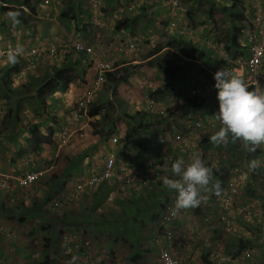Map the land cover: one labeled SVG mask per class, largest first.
Listing matches in <instances>:
<instances>
[{
	"label": "rangeland",
	"instance_id": "obj_1",
	"mask_svg": "<svg viewBox=\"0 0 264 264\" xmlns=\"http://www.w3.org/2000/svg\"><path fill=\"white\" fill-rule=\"evenodd\" d=\"M260 2L261 7H264V0ZM117 3L120 7L125 5L130 6V3H136L133 6L134 13L131 15L132 17L130 19L131 28L123 31L117 30L113 24L110 25L109 21H107L109 28L105 27L100 31V34L102 35L104 44H106L105 48L111 47L112 50L113 48L115 49V51L113 50L114 56L111 55V61L114 64L119 62H129V64L122 67L121 78L123 81L120 82L119 85L108 81L102 87L97 98V105L103 110V115H100V121H98L95 126L104 127L102 123H105L111 119V117L115 118L118 113L122 114L120 118L124 122L123 125H128L130 132L134 133L136 137L135 138L133 134L128 135L132 138L131 141L136 142V147L134 144L130 143L126 145V152L129 153L128 156H135L134 152H138L136 149L137 139L139 140V133L144 127L148 128L145 130L146 132H144V137L151 136L155 140L170 122L174 123L179 131H183L186 122L193 117V115L188 117V114L182 112L183 98L202 101V110L205 113V119H207L204 123L209 124V128H211L212 131L208 132L207 128L203 126L202 131H204V136L201 139L202 142H207L202 144L201 147L207 148V150L211 151L212 155H218L225 161H228V153L233 154L234 161L231 166L237 167V171L235 172L242 178L240 181L242 185H239L240 192H238L237 196L233 197V207L231 210L229 209V212L225 211L226 217H224L223 220L219 219V207L214 210V217L218 219L217 221H214V219L207 215L206 208L202 210L200 206L177 209L174 207V204V206L172 205L173 208L171 207L169 210L171 216L169 221H166L165 216L162 215L163 210L161 211L157 208L156 211L153 210L151 214L154 220L151 222L150 226L141 224L143 229L141 230L139 228L140 231L145 233L148 227L151 233L156 232V229H162V234L167 236L165 230L168 228V232H170L172 236L170 240H174L175 242L173 249H168L165 242L160 243L163 246L159 247L158 255L153 256L152 264H164V262L165 264H181L182 258L187 264H204L203 257H209L210 260H214L217 264H231L233 259L231 260L230 258H224L223 261L218 262L220 259L219 256H221L220 254H224V252L225 254L229 252L230 254L240 253L239 256L234 259L238 264H264V183L262 182L261 175H259L262 171H258L251 176L247 165L244 163L241 164L243 158H246L247 153L251 152L244 146L242 147L241 143L237 144L242 147V149L239 150L235 147L236 141L233 142L230 138L227 143L220 145H214L208 140V137L221 127L219 124L220 121L215 115L218 111L219 104L216 96L217 90L213 87L215 83L213 74L217 70L226 67L225 59L227 57L236 65L246 56V53L232 42V35L236 30L240 34L237 39L238 44H245L246 32H241L242 29L238 27L240 23L235 22L234 25L237 28L233 29L232 21L224 14L216 12L211 17L208 16L210 9L213 8L217 10L218 8L230 4V1L180 0L179 5L173 8L169 7L168 9L153 3V0H118ZM17 10L18 8H12L10 13L13 14V12ZM10 13L5 11L1 31L7 28L6 25L8 22L13 23V16L16 18V14L9 15ZM23 13L24 16H26V10ZM33 15V12L29 14L32 18L34 17ZM35 19L37 18L35 17L33 20ZM172 21H175L178 25V33L176 34L171 30V28H173ZM47 22L48 21L44 20V22H42L43 25L41 24L42 31H39V33H42L41 38L44 42L41 43V45L39 44V47L46 46L50 43L62 44L64 40L70 38L71 32L67 27L62 26L61 23L57 21L53 22L51 25ZM112 27L114 29H112ZM181 27L187 32L186 34H183ZM96 31L97 30L92 29V32L89 34H95ZM128 32H130L131 36H127ZM6 36L10 41L13 40V45H11L12 43L7 45L9 48H14L17 45L21 46V41L26 40L22 34L15 36L10 35L8 32ZM174 36L180 41H191L202 49L203 52L207 54L206 59L208 63L187 59L182 54L169 48L168 46L172 45L171 38ZM15 37H18L17 41ZM128 42H132L133 47L127 46ZM32 45L33 40L29 46ZM23 46L28 47L27 44ZM122 48H124L123 51ZM161 49L164 52L163 55L152 57L153 59L150 58L151 60L147 59L153 53ZM169 51L174 52V54L169 53V57L173 60L174 65L182 67L176 77L167 75L157 70L155 67L156 62ZM236 52L239 55H237V58H234ZM241 52H244V55L241 56ZM135 60L144 61H142L140 65L136 62L135 64L131 63ZM65 61H67L66 68L72 67V70L75 72H82V70L77 69L75 63L74 65L76 67L68 62V59ZM153 61L154 66H152ZM23 65L25 64H21L20 67L22 68ZM5 68L4 71L8 75V80L12 81L13 86L20 88L23 78H18L14 63H8ZM230 71L232 72L231 69ZM26 72H28V75L32 74L36 78H41L42 63L40 61H35ZM129 76H131V81L128 79ZM134 76H136V79ZM75 77V75L71 76V78ZM81 78L86 82L89 79V82H91L93 73L87 76H78L73 79L72 83H74V85H70L71 90L68 92V97L65 95L66 93L62 92V90H65V87L60 84L59 88H56L57 92L51 97L49 96L46 100L47 103L41 101L40 97L46 92L47 87L52 88L47 85V80H45L44 84L35 90V93L30 94V96L28 94L25 95L24 99H26V101L23 103L24 107L21 112L23 116L19 118V120L17 119L18 116L16 112H13L10 118L6 117L9 105L5 100L0 98V172L7 175L10 174L13 177H20L28 170H38L44 173L41 180L37 183V186L27 191L20 189L16 183L10 189H6L3 192L0 191V205L5 201V204L13 211L12 215L7 214L5 211V217H3L5 220L0 223V235L2 233L5 234V236H2L3 244L5 245V264L6 262L10 264L9 259L12 260L14 258L9 248L15 247L16 244H21L20 254L18 256L19 264H41L43 261L42 258L48 253L44 247L43 238L51 235L52 231L42 229V222L44 221L40 218L32 217L35 215L33 211H37V207L33 205V202L42 201V199L48 195H56L51 201H48L44 205V209L46 208L45 210H47L51 216L55 214L59 215L64 212L68 213V205L70 203L65 202V196L69 191H65L64 188L66 187L67 177H69L71 171L70 165L76 162V156L82 152L78 150H69V159L65 148L66 146L59 147V137L64 132L61 123L60 126L56 125L57 116L54 123L56 127L54 128L53 126L55 135L52 137V142H41L39 147L33 148L34 143L29 144L28 141H26L27 138H32L33 136L26 132V130L37 123L41 127V135L44 134L43 136L45 137L50 136V127L41 123L42 116L45 120L49 115L39 112L41 114L39 120L36 112H38L41 107V109L44 108L46 112L55 116L57 111L54 102H56L55 100L58 96L71 99V104L82 101L84 99L83 96L86 94L85 89L88 82L83 83ZM30 81H33L31 77ZM1 83L2 80L0 79V92H2L3 88ZM151 94H153L152 96L159 100L161 104L170 107L167 109L168 120L153 115L145 116V119L142 120H146V122L142 124L138 122L134 127L127 124L131 121L129 118H126V116H130L131 114L136 115V112L141 110L142 106L144 107L146 103L144 98L146 99L147 96L149 97ZM122 99H127V102L121 101ZM130 99H132L131 102ZM117 101H120L121 106L117 104ZM71 104L69 106H71ZM139 115H136V118H138ZM65 118H67L66 112L63 113L62 119ZM210 124H212L211 127ZM14 126H16V128H13ZM116 126L117 125H115V128ZM59 127L62 129H59ZM12 129L15 131H12ZM99 131H103V136H105L106 133H110L112 136V129L110 128H101ZM147 133L149 135H147ZM15 134L17 135L15 136ZM155 140L152 139L151 143L148 142L146 144V146H150L147 152L149 156H151L152 148L156 144ZM65 164L68 170L67 173L64 171L66 174L63 175L62 171ZM229 178L226 179L225 182L228 181ZM38 194H40V196ZM11 198L13 200H11ZM56 203L61 204L57 209L59 213H56ZM244 207L253 208L254 210L259 209L260 212L258 216L256 214L252 221L249 222L239 214V210ZM69 209H72V206H70ZM148 210L150 212V209ZM21 213L31 214L29 217H25L27 221L24 223L19 221V216H24ZM258 218L262 220V222H259ZM230 219L235 222V231L233 229L228 231L224 229L225 222ZM155 220L156 223H154ZM164 222L168 224L166 228L163 225ZM63 226L62 228L65 230L66 228ZM130 226L134 227L133 224ZM63 232L61 234H63ZM66 232L68 236L71 233L69 230H66ZM58 237L55 251V258L57 261L55 264H75L71 256L65 252L66 243L64 242V236L62 237V235H59ZM241 237L246 238L249 244L247 247L237 251L238 248H240L239 241ZM83 239L81 238V240ZM81 240L79 248L82 250L84 249V242ZM74 242H76V240H74ZM235 245L237 248H235ZM126 248L127 250L125 248L120 250L121 254L119 256H113V259L121 257L120 263H117V261L113 259L111 262L115 264H130L132 253L129 254V252L135 251L136 249L132 247ZM144 249L146 252L148 251L147 248ZM166 250L171 251L167 252ZM107 253H109V251H107L106 254Z\"/></svg>",
	"mask_w": 264,
	"mask_h": 264
},
{
	"label": "clouds",
	"instance_id": "obj_2",
	"mask_svg": "<svg viewBox=\"0 0 264 264\" xmlns=\"http://www.w3.org/2000/svg\"><path fill=\"white\" fill-rule=\"evenodd\" d=\"M117 1L118 0L115 1L113 0H51L50 4H46L45 0L42 1L41 0H0V79L2 80L1 83V86H3L2 91H4V82L7 81L11 89V92H9L10 95L15 96L17 98H25V95L27 94L30 96V94L35 93V90L38 89L42 84H44L45 80H47V84L50 81L55 80L58 71L65 69L72 70V67H68V68L65 67L67 63V61H65L66 59H68V62H70L73 66H75L74 65L75 63L77 65L78 70H82L81 73L80 71L75 72L74 70H72L74 74L77 75V77L78 76L80 77L82 75L86 76V74L93 73L92 81L89 82L88 85L86 86L85 89L86 94L83 96L84 99L82 101L72 103L71 106H69L67 109L66 121L60 122L62 124L63 129L61 127H59V129L61 128L64 133L59 137V147H63L69 144L74 139L75 136L84 137L85 130H88V128L86 126L83 128V121L88 120L89 123L88 127L90 128L92 127L93 132L95 134H98L103 139V141L100 144H98V146L99 145L104 146L105 148L104 151L106 152V155L104 157L103 165L99 167L100 169L93 168L92 170H96V171H94L89 177H85L82 180L78 181L73 187L72 191H76L77 193H81V191L84 189H92L94 191L95 190L99 191L101 186L108 185L110 182H113L115 191L119 193L123 188L134 187L136 189H144V192L147 195V196L144 195L142 199V201H144L143 207L146 208L145 211H143L145 216L150 215L153 218L151 213L153 212V210L156 211L157 208L158 210L161 211L163 210L162 215H164L166 218L168 215H170L167 207L168 206L172 207V205L174 206L175 204L174 207H176L177 209H187L191 207L200 206L202 210L203 208H206L207 215H211V216H215L214 210L219 207L218 209L220 212L219 219L223 220L224 217H226L225 211L229 212L230 207H233V203H234L233 197L237 196L238 192H240L239 185H241L240 181L242 178L241 176L237 175L235 172L237 171V167H232L231 165L229 167L216 165L218 168H224L225 170L224 172H226L224 175L222 174L221 176H218L217 171H215L214 165H212L213 163L210 162V158L211 157L220 158V157L218 155L216 156L212 155L210 150L201 147L202 144L207 142V141L202 142L201 139L204 136V131H202L203 126L207 128L208 132L212 131V129L209 128V124L204 123V121H207V119H205L206 116L204 111L202 110V105H203L202 101H198L199 106L197 107L198 109L196 111L192 113L189 112L187 113L188 117L192 115L193 117L186 122V126L183 131H179L176 125L170 122V124L165 126L163 132H161L158 135L157 139L155 140L151 136L144 137L145 134L144 132H146L145 130L148 129L144 127L142 131L139 133L140 134L139 140L137 139L138 142L136 149L138 150V152L134 153L135 156L133 155L128 156L129 153L126 152V145L132 143L136 147V142L131 141L132 138L129 137L128 135L124 137H119L116 134L118 123L123 122L122 119L120 118L122 114L118 113L117 116H115V118L111 117V119H109L105 123H102L104 127L95 126V124L98 121H100V115H103L102 109L99 110L98 115H95L94 117L89 116L90 106L94 104L97 105V98L101 92L102 87L106 82L110 81L108 80V73L113 72L114 70L118 71V81L116 82V85L117 84L119 85L120 82L123 81V79L121 78L122 67L129 64V62H123V63L119 62L117 64H114L111 61V55L114 56L115 49L113 48L114 50L113 51L111 47L105 48L106 44H104L102 35L100 34V31H102L105 27L107 28L109 24L110 25L113 24L115 29H117V25L119 24V22H122L124 20L126 21L124 22V24H127L128 27H124L123 29H121V31L129 30L131 28L130 19L132 17L131 15L134 13L133 6L136 3H130V6L125 5L123 7H120ZM160 1H164L167 5V8L169 7L173 8L180 4L179 3L180 0H160ZM260 1L261 0H252V4H253L252 9L255 11L253 12L254 19L249 18L246 23V28L243 30L246 32V37H247V31H249V27L251 23L253 24V22L255 21V16L261 15L264 19L263 16L264 7H261ZM244 3H246L248 6H251L250 0H244ZM12 8H18L17 11L13 12V14H16V18L13 16L14 24L8 22L9 24L7 23L6 25L7 28L1 31L5 11H8V13H10ZM32 8L35 9L34 12L32 11ZM120 8H124L125 10L121 13H118L117 10H119ZM25 10L28 15L31 12H33L34 17L32 19H34L35 17L37 18L33 20L34 23L31 25L30 24L26 25L23 21L20 20V16L25 17L23 13ZM64 12H68L69 17L70 16H74V17L71 19H63L62 14ZM13 14L10 13L9 15H13ZM247 15H249V13H247ZM44 20L48 21L47 23L49 25L57 21L61 23L62 26L67 27L71 32L70 38L64 40L62 44L50 43L43 47H39L40 43H34V42L32 46H28V47L22 45L21 46L17 45L14 48L7 47V45H10L11 43H12L11 45H13V40L10 41L6 36L8 32L10 33V35H15V36L18 34H22L24 38H25V33L28 34V36H32L31 34L37 32L39 33V31H42V25H43L42 22H44ZM107 21H109L108 25H107ZM172 23H173L172 24L173 28H171V30H173V32L176 34L178 33V27H177L178 25L175 21H172ZM92 29L97 31L95 34L90 35L89 33L92 32ZM112 29L114 28L112 27ZM181 30L183 34L187 33L182 27ZM3 33H5V45H2L1 36ZM127 34H128L127 36H131L130 32H128ZM34 36L36 37L37 35ZM246 37H245V44L242 45L240 44V46L243 47L241 49H243V51L246 53L245 58L242 59L243 62L249 55V49H248L249 44L247 42ZM7 40L9 41L10 44L6 43ZM78 43L84 46H91L93 52L90 53L87 52L86 50H78L77 49ZM127 46L133 47V43L128 42ZM168 47L171 48L170 46ZM171 49L173 50V48ZM123 50L124 48H122V51ZM159 51H161L160 53L163 52L162 49ZM173 51H169V52H171L172 54L174 53ZM160 53L154 55L153 58L158 55H161ZM100 54H104L105 56L104 60L111 65V68L110 71L106 73V79L104 80L102 86L99 89H95L96 87L95 80L97 79V75L99 72L98 62L99 60H101ZM150 58L153 59L152 57ZM150 58L147 59L149 60ZM227 58L225 59V64L227 68L225 67L221 70H217L213 74V79L215 81L213 87L217 90L216 96L219 104L218 111L216 112L215 115L217 119L220 121L219 124L221 125V127L214 134L210 135L208 137V140L214 145L227 143L229 138L233 142L239 140V142L242 144V147L244 146L248 151H251L247 153L245 159L243 158V160H246L244 164L247 165L248 170L251 173V176L257 173L258 171H262V173L259 175H261L262 182L264 183V154L259 158H257V156L255 155V150L261 149L264 151V89L262 88V83L260 80V75L264 74V61L261 67L262 70L258 75L259 90H260L259 91L260 94H259L253 91L254 87L246 86L245 77H243V75L238 76L237 73L234 71V67H238L242 61H240L239 64L234 65L233 61L230 60L229 58H228L229 63H227ZM35 61H40L42 63L41 78H36L32 74L28 75V72H26V70L30 68L35 63ZM142 61L144 60H135L131 63L135 64L136 62L138 65H140ZM10 62L14 63V66L17 69L16 74L18 78L19 79L23 78V80L21 81L20 88L13 86L12 81L8 80V75L4 71L6 69L5 67ZM21 64H25V65H23L21 68L20 67ZM230 69L232 70V72L230 71ZM30 77L33 80L32 82L30 81ZM130 78L131 76H129L128 79L130 80ZM73 79L74 78H72V80ZM81 79L84 83L85 81L83 80V78ZM60 83L65 87L66 90L68 87H70L72 81L70 84H68L66 80L65 81L63 80ZM92 89H94L95 92L89 95V92ZM54 94L55 92L52 93L50 97ZM152 95L153 94H151V96L149 97L147 96L146 99L144 98V100L146 101L144 107L142 106L141 110H138V112L136 113L142 115L143 116L142 119H145V116L156 115L160 118L163 117L165 120H168L167 109L170 107L164 106L159 102V100L152 98ZM24 101H26V99H24ZM121 101L127 102V99L125 100L122 99ZM81 103H85V106L82 107L80 105ZM117 104L121 106L120 101H117ZM23 107L19 111L20 115L17 118L18 120L23 116L21 114ZM56 108L57 107H55V109ZM56 111L57 113L54 116L53 114L46 112L44 108L41 109V111L39 110V112L49 115V117L45 119L47 121L46 122L41 121V123L43 125L50 127L51 132L49 133V135L51 137L55 135L54 128L56 126L54 125V123H55V118L58 114V110L56 109ZM131 115L136 116L134 114ZM126 118H129V116L127 115ZM142 119H140V116H138V118H136L134 122L136 123V125L138 124V121L141 124L145 123L146 120L143 121ZM58 122L59 119L57 117L56 125L60 126V123ZM131 122H133V120ZM115 125H117L116 128ZM211 126L212 124H210V127ZM101 128L112 129V136L110 133L109 134L106 133L105 136H103L102 135L103 131L102 132L99 131V129ZM40 131H41V127H40ZM133 135L135 137V134ZM147 135L149 134L147 133ZM178 135H180L182 139L173 146L165 145L161 142V139L164 136L175 138ZM50 136H46V137H50ZM152 139L156 141V144L152 148L151 156H149L147 152L150 146H146V144L148 142L151 143ZM94 146L80 153L83 154L82 156L81 155L76 156V162L71 164L70 167L73 165L74 168H77V165L80 162H82V160L85 161L87 157H89V153H92L94 149L97 148ZM181 150H183L185 154L184 156L179 157L177 153H179V151ZM228 156L234 157V155L230 153H228ZM112 157L114 158L115 161V167L110 171V174L106 176L105 173L107 171V162ZM241 164L243 163L241 162ZM29 171H33V170H28L24 172L22 176ZM65 172H63V175L67 173ZM8 176H10L9 178L11 179H8ZM22 176L13 177L10 174L7 175L0 172V178H3L5 181L8 182V187L4 189H0V191L3 192L6 189H10L16 183V181L14 180L21 178ZM42 176L39 179H37L33 185L27 188H20L18 183L16 184L20 189H24L27 191L32 187H36L37 183L41 180ZM228 178L229 180L225 182V180ZM155 184L158 185L162 184L165 187L164 191L160 190L157 195L147 194L145 190ZM67 193L68 196L67 194L65 196L66 203H70L71 201L76 199L74 198V196L71 195L70 191ZM142 193L143 191H141V194ZM207 194H214L216 196V199L217 198L219 199L218 206H216L215 208L202 206V202L206 201L208 198ZM11 200L13 199L11 198ZM227 200H229V202H227ZM148 201L150 202L148 203ZM131 205H134V202L131 201ZM0 206L1 208L3 207L5 211H9V210L11 211L9 206L5 204V201H3ZM56 206H57L55 208L56 213H59V210L57 209L61 206V204L56 203ZM148 209H150V212ZM259 212H254L253 208H248V207H244L243 209L239 210V214L242 215L243 218L249 222L252 221V219L256 216V214L258 216ZM140 213H142V211ZM63 214L65 213H61L59 215L55 214V215L57 216L61 215V217H64ZM30 215L31 214L27 216L29 217ZM55 215L52 216L54 217ZM135 216L138 217V214ZM32 217H37L42 219L44 221L42 222V229L52 231V229L49 228L48 224L43 218H41L37 214L33 215ZM131 218H132V213L129 212V215L120 221L121 222L120 226H117L116 228L117 233L116 234L112 233L113 237H115V235L120 233L123 225L128 224ZM140 220L145 221L147 219L142 220V218H140ZM234 223L235 222H233L231 219L227 220L225 222L224 229L226 231L230 229L235 230ZM163 225L165 228L166 226H168V224H165V222L163 223ZM59 227L55 235L51 234L43 238L44 247L48 251V253L42 258L43 261L41 264H55V262L57 261L55 258L56 255L55 251H56L59 235H62V237L64 236V242L66 243L65 252L69 256H71L72 260L73 257L75 256L74 253L77 254L84 253L85 255L90 256L89 254L91 251V245L95 243L93 240H91L90 237L87 236L88 234H86L83 230L91 226L64 225L63 227L66 228L65 230H63L62 226ZM66 230H69V232H71L69 236ZM72 230H78L80 231V233L78 232L73 233ZM156 231H158V233L165 238L164 242L167 248L173 249L175 241L170 240L168 238V234L167 236L162 234V229H156ZM165 231L168 233V228H166ZM62 232L63 234H61ZM45 238L47 239V243L44 240ZM81 238L84 239L81 240ZM74 240H76V242H74ZM80 240L84 242V249L82 250L79 248ZM20 247L21 244H16L15 247L9 248V250L14 255V258L12 260L9 259L10 264H19L18 256L20 254ZM166 251L170 252L171 250L170 251L166 250ZM102 255L103 254L96 256L101 257ZM220 255L221 256H219L220 259L218 260V262L223 261L227 255H230L229 256L230 259L239 256L238 254L237 255H232L229 253L225 254V252L224 254H220ZM206 258L210 260L209 257ZM101 260L104 259H100V261ZM210 261L214 264H217L214 262V260H210ZM0 263L5 264V245L3 244L2 234L0 235ZM90 264L93 263L90 262Z\"/></svg>",
	"mask_w": 264,
	"mask_h": 264
},
{
	"label": "crops",
	"instance_id": "obj_3",
	"mask_svg": "<svg viewBox=\"0 0 264 264\" xmlns=\"http://www.w3.org/2000/svg\"><path fill=\"white\" fill-rule=\"evenodd\" d=\"M153 3H156L160 6L167 8V5L164 1L160 0H153ZM33 31V30H32ZM31 31V33H32ZM34 35H37L36 37ZM42 33H33L32 36H28V34L25 33L26 40H22L20 44L28 46L31 45V41L33 40L34 43H43L44 40L41 38ZM2 45H5V33L2 34ZM16 41L18 37H15ZM6 43L8 44L9 41L7 40ZM27 47V46H25ZM90 72V70H89ZM90 75V74H86ZM136 79V77H134ZM131 81V79H130ZM51 82V81H50ZM50 82L48 84H50ZM89 83V79L87 81ZM86 81L84 83H87ZM47 84V85H48ZM61 83L52 84L53 86L59 88V85ZM74 85V83H71ZM70 87H68L66 90H62L63 93H66L65 95L69 96V91L71 90ZM122 88V87H121ZM123 89V88H122ZM57 90V89H56ZM55 107L57 104V110L58 114L57 117L59 119V122L66 121L63 120V113H67V109L69 105L71 104V99H65L63 96H58L55 100ZM132 99H130V102ZM89 123L87 121H83V128L86 126L89 130H85L84 137L75 136L74 139L66 145V151L68 155L69 150H78L80 152L86 151L89 148L97 147L94 149L92 153H89V157L85 161L82 160L77 165V168H74V166H71L70 176L68 178L66 187L64 188L65 191H70L71 195L74 196L73 201L70 202L68 205V213L64 212L65 214L69 215L71 219L69 222L71 224H74V222H81L80 226H91L87 227L85 230H83L87 236L91 238V240L94 241L95 244L91 245V251L90 256L85 255L84 253H74L73 261L75 264H90L92 262L93 264H115L112 261L114 258L121 254L120 250L122 248L126 247H132L136 249L135 251L129 252V254L132 253L130 264H152L153 256L158 255L159 247L163 246L160 244L161 242L165 241V238L162 237L158 231L156 232H150V228L148 227L147 230L144 232H141L142 225L150 226L151 222L154 220L150 215H144L145 207H143L144 201H142L145 192L144 189H136V188H123L121 192H116L114 188V183L110 182L108 185H103L100 187L99 191L92 190V189H84L81 191V193H77L76 191H72L75 184L82 180L85 177H89L94 171L93 168L100 169L99 167L103 165L104 163V157L106 155V152L104 151L105 148L103 145H99L103 139L98 135L92 132V129L88 127ZM127 132V126L126 124L123 125V122L118 123L117 127V135L119 137L126 136ZM135 153V152H134ZM179 157L184 156L185 152L183 150L179 151L177 153ZM83 155V154H78ZM69 159L70 156L68 155ZM68 160V159H67ZM234 161L233 157H229L228 161H225L223 158H216L211 157L210 162L213 163L215 167V171H217L218 176L224 175L226 172L223 168H218L216 165L229 167L232 165V162ZM242 163L246 162V160H242ZM62 165V164H61ZM74 170L72 171V169ZM66 169V170H65ZM68 168L65 164L63 167V171L67 172ZM54 176V175H53ZM242 185V184H241ZM165 187L162 184H155L151 187L147 188L145 191L149 195H157L160 190L164 191ZM143 191V195L141 194V191ZM168 194V191H167ZM40 196V194H38ZM37 195V196H38ZM208 198L206 201L202 202V206H207L210 208H215L218 206L219 199H216V196L214 194H207ZM68 196V194H67ZM147 196V195H146ZM131 201L134 202V205H131ZM150 201H148L149 203ZM147 203V204H148ZM142 205V206H140ZM70 206H72V209H69ZM232 207H230V210ZM142 211V213H140ZM129 212L132 213V218L130 219L128 224H124L122 227V230L120 233L115 235L113 237L112 233H117L116 228L117 226H120L121 220L126 218L129 215ZM254 212H259V209L254 210ZM7 214H13V211L9 210L6 211ZM124 213V214H123ZM138 214V217L135 215ZM125 215V217H124ZM232 215V214H231ZM5 216V209L2 207L0 209V223L5 220L3 218ZM214 221H217L218 219L214 216L209 215ZM59 218H62L58 216ZM140 218L147 219L145 221H141ZM257 218V217H256ZM262 219V218H261ZM109 221L108 226H104L105 221ZM259 222H262L258 218ZM156 223V220L154 221ZM134 225V227L130 225ZM79 226V224L77 225ZM95 226V227H93ZM98 227V228H96ZM140 228V229H139ZM73 233H80L78 230H72ZM235 231V230H234ZM124 233V234H123ZM264 234V233H263ZM2 236H5L4 233H2ZM241 239L246 240V238L241 237ZM263 239V238H262ZM144 248H147L148 251ZM109 251V253L106 254V252ZM143 251V252H142ZM145 253V254H143ZM103 254L101 257H97L96 255ZM115 254V255H113ZM143 254V255H142ZM226 256V255H225ZM230 255H227L225 258H229ZM142 257V259H141ZM106 258V259H105ZM237 258V257H236ZM100 259H104L101 260ZM233 259V262L231 264H238L235 258ZM117 261V263H120L121 257H117L116 259H113ZM230 260V262H231ZM100 261V262H99ZM181 264H187V262L182 258Z\"/></svg>",
	"mask_w": 264,
	"mask_h": 264
},
{
	"label": "trees",
	"instance_id": "obj_4",
	"mask_svg": "<svg viewBox=\"0 0 264 264\" xmlns=\"http://www.w3.org/2000/svg\"><path fill=\"white\" fill-rule=\"evenodd\" d=\"M229 1H230V4H227L226 6L218 8L217 10H214L213 8L210 9L208 16L211 17L216 12L224 14L225 16L230 18V20L232 21V28L233 29L237 28V27H235L234 23L239 22L240 25H238V27H240L242 29L241 30V32H242L246 28V23H247L248 19L249 18L254 19L253 12H255V11L252 9L253 8L252 0H250L251 6H248L246 3H244V0H229ZM32 11L34 12L35 9L32 8ZM246 12L249 13V15H247ZM263 16H264V12H263ZM73 17L74 16L69 17L68 12H64L62 14L63 19H71ZM20 20L23 21L26 25H29V24L31 25L34 23L32 17H30L28 14L25 17L20 16ZM124 22H126V21L124 20L122 22H119V24L117 25L118 30H121L124 27H128L127 24H124ZM251 25H253V24L251 23ZM239 35L240 34L235 30V33L233 32V35H232V42L235 43V45H237V47L243 48L242 46H240L238 44L237 39H238ZM171 41H172V45L170 47L173 48V50H175L177 53H180L183 56H185L187 59L198 60V61H203L205 63H208V60L206 59L207 54H205L203 52V50L200 49L198 46L193 44V42L186 41V40L180 41V40H178V38H175V37L171 38ZM160 52L161 51H158V52L152 54L151 56H149L148 58L153 57L154 55H156ZM169 53H171V52H167L166 55L162 56L156 62L155 67L157 68V70L164 72L167 75L176 77L177 73L182 69V67L179 65H174L173 60L171 59V57H169ZM160 54L163 55L164 53L162 52ZM172 54H174V53H172ZM237 55H239V54L236 52L234 58H237ZM240 55L241 56L244 55V52H241ZM152 66H154V61L152 62ZM74 75L75 74L71 69H67V70L65 69V70L58 71L56 74L55 80L51 81L50 84H48V86H51L52 88L47 87L46 92H44L43 95L40 96L41 101H45L47 103L46 100L49 98V96L52 93L57 91L56 90L57 87L53 86L52 84L57 85L58 83H60L63 80L64 81L66 80L67 83L70 84L72 81L71 76H74ZM75 76L77 77V75H75ZM108 80L116 83L118 81V71L114 70L113 72L108 73ZM260 80L262 83V88L264 89V74L260 75ZM9 92H11V89L8 85V82L6 81V82H4V91L0 92V98L5 100L7 102V104L9 105L7 118H10V116L12 115L13 112H16L17 116L19 117V111L23 107L24 98H17L15 96L10 95ZM152 98H154V97L152 96ZM182 103H183V111L182 112H184L185 114H187L188 112L192 113V112L196 111L198 109L197 107L199 106L198 100L197 101L196 100H189L187 98H183ZM39 110L36 113H37V118L40 120L41 114L39 113ZM99 110H101L100 106H98L96 104L91 105L90 109H89V116L94 117L95 115H98ZM136 115H139V114L136 113ZM139 116H140V119L143 118L142 115H139ZM135 119H136V116H132V115L129 116V120L130 121L133 120V122H128L127 124L134 127V125H136V123L134 122ZM42 121L46 122L47 120H44L43 116H42ZM126 126H127L126 134L127 135L134 134V133L130 132V130L128 128L129 126L128 125H126ZM13 128H16V126H14ZM12 131H15V130L12 129ZM26 132H28L30 135L33 136L32 138L26 139V141H28L29 144L34 143L33 148L39 147L41 145V142H48V141L52 142L51 136L45 137V136L41 135L39 124H33L32 126H30L29 129L26 130ZM52 134H53V132H52ZM16 135L17 134H15V136ZM237 144H240L239 140L236 141L235 147L239 150L242 149V147L240 145H237ZM232 153H234V152H232ZM263 154H264L263 150H261V149L255 150V155L257 156V158H259ZM55 196L56 195H51V196L48 195L42 201H40V202L35 201L33 203V205L37 207V211H33V213L37 214L38 216H40L41 218H43L46 221L49 228L52 229V232H53L52 235L56 234V231H57L59 226H63V225L77 226L78 224L81 225V222H74V224H71L69 222V220H67V219H71V217L67 214H63L64 217H62V218H59L57 215H55L56 217H53L49 214L48 211L44 210L43 205H45L48 201H51ZM23 215L24 216H20V218H19V221L22 223H24L26 221L25 217L28 214L24 213ZM107 223L109 224L108 220L105 221L103 225L108 226ZM44 240L47 243V239L45 238ZM248 244H249L248 241L241 239L239 241L240 248H238L237 251H240L242 248L247 247ZM235 248H237L236 245H235ZM229 254H230V252H229ZM231 254L237 255V254H233V253H231ZM202 259H203L204 264H214L206 257H203Z\"/></svg>",
	"mask_w": 264,
	"mask_h": 264
},
{
	"label": "built area",
	"instance_id": "obj_5",
	"mask_svg": "<svg viewBox=\"0 0 264 264\" xmlns=\"http://www.w3.org/2000/svg\"><path fill=\"white\" fill-rule=\"evenodd\" d=\"M51 0H45L46 4H50ZM125 9L120 8L117 10L118 13L123 12ZM247 42L249 44V55L247 58L242 61L238 67H234V71L237 73L238 76L243 75L245 77V84L246 86H252L254 87L255 92L259 93V80L258 75L262 70V65L264 61V19L261 15L255 16V21L253 22V25H250L249 31H247ZM78 50H86L87 52L92 53L93 49L91 46H84L82 44H77ZM101 60L98 62V75L97 79L95 80V89H99L104 80L106 79V73L110 71L111 65L104 60L105 56L104 54H100ZM227 63H229V59L227 58ZM95 92L94 89H92L89 92V95L93 94ZM260 94V93H259ZM82 107L85 106V103L80 104ZM182 139L180 135L176 136L175 138L164 136L161 139V142L165 145L173 146L177 142H179ZM115 167V161L114 158H110L107 162V171L105 173L106 176L110 174V171L114 169ZM44 173L41 171H29L25 173L21 178H18L14 181L18 183L20 188H27L31 185H33L37 179H39ZM10 176H8V179ZM13 181V180H12ZM8 187V182L5 181L3 178H0V189H4ZM229 202V200H227ZM168 210L171 209L170 206L167 207ZM171 219V216L168 215L166 217V220L169 221ZM168 238L172 239L171 233L168 232Z\"/></svg>",
	"mask_w": 264,
	"mask_h": 264
}]
</instances>
